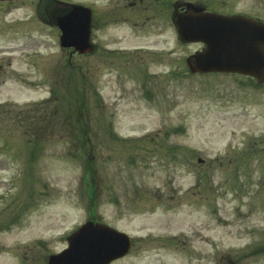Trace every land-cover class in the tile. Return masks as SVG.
I'll list each match as a JSON object with an SVG mask.
<instances>
[{"label":"rangeland","instance_id":"374dc122","mask_svg":"<svg viewBox=\"0 0 264 264\" xmlns=\"http://www.w3.org/2000/svg\"><path fill=\"white\" fill-rule=\"evenodd\" d=\"M56 1L93 9L94 53L61 48ZM175 1L0 0V264L92 219L134 238L115 264H264V85L190 73Z\"/></svg>","mask_w":264,"mask_h":264},{"label":"water","instance_id":"95a60500","mask_svg":"<svg viewBox=\"0 0 264 264\" xmlns=\"http://www.w3.org/2000/svg\"><path fill=\"white\" fill-rule=\"evenodd\" d=\"M194 20L180 17L177 24L182 39L203 41L209 46L197 57L195 71L242 72L264 80V56L259 49L260 43L249 41V44L246 41L249 36L239 23L218 16ZM91 22V10L82 6H73L58 16L56 23L62 31V46L75 48L82 54L90 52ZM100 232L108 238L106 243L91 226H86L70 239L71 248L63 255L53 257L50 264H109L128 252L123 236L105 229Z\"/></svg>","mask_w":264,"mask_h":264},{"label":"flooded vegetation","instance_id":"af4514ba","mask_svg":"<svg viewBox=\"0 0 264 264\" xmlns=\"http://www.w3.org/2000/svg\"><path fill=\"white\" fill-rule=\"evenodd\" d=\"M176 5V6H175ZM174 7H177L178 9L175 11ZM172 11L170 14H204L208 11H206L204 8H197V9H189L188 4L184 0H177V3L175 4L174 2L171 4ZM209 12H214V13H219V14H242L238 13L235 11H209Z\"/></svg>","mask_w":264,"mask_h":264},{"label":"trees","instance_id":"16d2710c","mask_svg":"<svg viewBox=\"0 0 264 264\" xmlns=\"http://www.w3.org/2000/svg\"><path fill=\"white\" fill-rule=\"evenodd\" d=\"M79 108H80V107L78 106L76 109L79 110Z\"/></svg>","mask_w":264,"mask_h":264}]
</instances>
